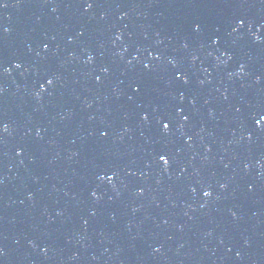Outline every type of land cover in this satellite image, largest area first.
I'll use <instances>...</instances> for the list:
<instances>
[{
	"label": "water",
	"instance_id": "95a60500",
	"mask_svg": "<svg viewBox=\"0 0 264 264\" xmlns=\"http://www.w3.org/2000/svg\"><path fill=\"white\" fill-rule=\"evenodd\" d=\"M92 2L0 7V264H264V39Z\"/></svg>",
	"mask_w": 264,
	"mask_h": 264
},
{
	"label": "snow or ice",
	"instance_id": "6c2138e0",
	"mask_svg": "<svg viewBox=\"0 0 264 264\" xmlns=\"http://www.w3.org/2000/svg\"><path fill=\"white\" fill-rule=\"evenodd\" d=\"M83 2H84V4H85L86 9H91V8L93 7V2H92V0H83ZM0 7H7V4L4 3V0H0ZM235 23H236V25H237V28H234L233 31H236L238 28H239V29H242V28H244V27H249V28L251 27L250 22L247 20L246 17H243V16H238V17H236V19H235ZM196 30L199 31V26H198V25H197ZM3 31H4V32H7L8 29L4 28ZM117 38L119 39V37H117ZM257 40H259V36H257ZM44 47H45V49H46V48H47V45H45ZM92 60H93V57H92L91 55H89V56H88V62H91ZM16 67L19 68V67H21V65H20V64H16ZM144 68H145V69H148V68H149V65L145 64V65H144ZM243 68H244V66L241 65V66H240L241 71H243ZM7 72H9V69H8V68L0 66V74H2V73H7ZM175 75H176V77H177L178 79H179V78H183V82H184L185 84L188 83L187 78H184V77H183V73L180 72L179 70H177V72L175 73ZM98 79H99V78H98ZM53 83H54V81H53L52 79H47V81H46V84L49 85V86L52 85ZM130 86H131V87L134 89V91H136V92H139V91L141 90V84H140V82H138V81H134L133 84L130 85ZM40 88H41V90H45V84H41V85H40ZM0 90H2V89H0ZM181 99H183V95L181 96ZM181 111H182V110H181ZM142 119H143L144 121H147V120L149 119V117H148L147 115H144V116H142ZM164 119H165V118H164L163 116H157V117H156L157 123H159V124L161 125V130H162V132L165 133V134H167V133L170 131L171 120H169L168 122H164ZM184 119L187 120L188 117H184ZM253 119H254V123H255L257 126H262V125H264V114H260V115H259V119H256L255 117H253ZM2 130L5 131V132L7 131V125H6V124H3V125H2ZM261 130L264 131V127H262ZM101 134H102V136H107V135H108L107 132H102ZM249 139H251V136H249ZM159 159H160L161 161H163V163H164L165 165H168L169 161H168V159H166L165 155L161 154L160 157H159ZM107 179L109 180V182H111V180H112V176H108ZM222 187H223V185H222ZM193 191H194V190H193ZM93 195L95 196V193H93ZM203 195H204L205 197H209V196H211V192H210V191H205V192L203 193ZM233 215H235V213H233Z\"/></svg>",
	"mask_w": 264,
	"mask_h": 264
}]
</instances>
